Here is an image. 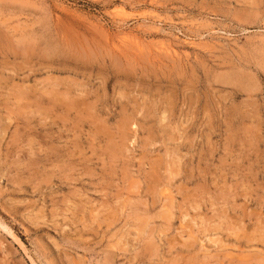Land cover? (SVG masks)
I'll use <instances>...</instances> for the list:
<instances>
[{"label":"rangeland","instance_id":"rangeland-1","mask_svg":"<svg viewBox=\"0 0 264 264\" xmlns=\"http://www.w3.org/2000/svg\"><path fill=\"white\" fill-rule=\"evenodd\" d=\"M0 264H264V0H0Z\"/></svg>","mask_w":264,"mask_h":264},{"label":"bare ground","instance_id":"bare-ground-1","mask_svg":"<svg viewBox=\"0 0 264 264\" xmlns=\"http://www.w3.org/2000/svg\"><path fill=\"white\" fill-rule=\"evenodd\" d=\"M86 112V111H85ZM165 116V115H164ZM153 170V169H152ZM153 186V185H152ZM259 261V260H258Z\"/></svg>","mask_w":264,"mask_h":264}]
</instances>
